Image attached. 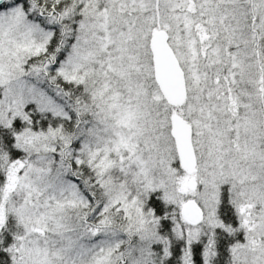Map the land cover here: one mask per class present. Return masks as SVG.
<instances>
[{"label": "snow or ice", "instance_id": "obj_1", "mask_svg": "<svg viewBox=\"0 0 264 264\" xmlns=\"http://www.w3.org/2000/svg\"><path fill=\"white\" fill-rule=\"evenodd\" d=\"M0 264H264V0H0Z\"/></svg>", "mask_w": 264, "mask_h": 264}]
</instances>
